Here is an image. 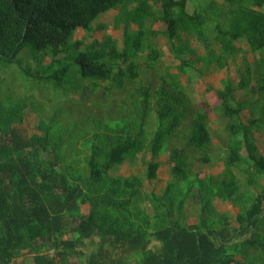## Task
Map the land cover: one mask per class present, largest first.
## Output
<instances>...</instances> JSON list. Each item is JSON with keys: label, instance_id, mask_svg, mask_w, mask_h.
Instances as JSON below:
<instances>
[{"label": "trees", "instance_id": "1", "mask_svg": "<svg viewBox=\"0 0 264 264\" xmlns=\"http://www.w3.org/2000/svg\"><path fill=\"white\" fill-rule=\"evenodd\" d=\"M111 11L117 12L114 28L123 26L122 46L108 34L93 39L107 32L98 21ZM157 23L165 26L162 32L153 29ZM79 30L85 37L76 39ZM158 36L179 62L175 74L165 67L159 75ZM194 38L208 56L198 55ZM241 42L254 65L244 62L237 83L221 82L214 107L194 103L192 73L204 75L197 64L222 70L242 52ZM26 47L43 68L29 70L37 81L57 91L75 76V93L95 92L93 113L108 92L129 91L125 99L136 113L113 107L106 113L105 107V117L90 115L83 145L66 153L54 139L53 120L41 118L43 135L27 137L21 127L28 104L8 97L6 105L0 95V264L24 251L36 264H79L72 259L88 247L97 253L87 264H106L115 251L137 264H264V157L254 139V130L264 126V0H0V66L14 64ZM140 61L160 76L158 88L142 81ZM239 90L257 97L252 110L259 115L246 123L242 115L250 104L236 100ZM209 114L222 125L220 133L209 129ZM162 155L172 164L170 179L162 193L146 192L144 184L159 179ZM140 156L142 174H111ZM219 162L221 175L199 177L201 167ZM216 200L238 208L237 217L219 212ZM82 206H89L86 215ZM191 218L196 224L188 223Z\"/></svg>", "mask_w": 264, "mask_h": 264}, {"label": "rangeland", "instance_id": "2", "mask_svg": "<svg viewBox=\"0 0 264 264\" xmlns=\"http://www.w3.org/2000/svg\"><path fill=\"white\" fill-rule=\"evenodd\" d=\"M215 1H217L218 3L223 2V0ZM187 9L188 12L193 13L194 6L191 1L188 2ZM116 15V11H111L100 17L98 23L106 25L108 29L106 33L100 31L95 33L93 35V39L101 40L105 34H108L114 39L118 40L121 45L123 26H121V28L118 30L114 28V18ZM159 25H161V27H159ZM155 27L160 29L165 28V26L161 23H159L158 25L155 24ZM84 37L85 34L82 30H79L75 35L76 39H81ZM184 38L189 39L187 35H185ZM90 41L92 40H88V42ZM153 44L163 54L162 62L157 67L160 70L159 75L161 76L163 72L165 73V67L173 68L172 73L175 74L176 70L174 68L178 66L179 62L176 57L169 51L167 40L163 36H158L153 39ZM190 44L194 49H196L199 56H208V52L206 51L205 46L196 41L195 38L190 39ZM236 47L241 48L242 52L236 55L235 61L229 60L227 62L228 65L222 70L219 69L216 64H214V71L205 74L206 72L210 71L213 66L209 65L207 67H204V65L201 63L197 64V69L204 71L205 75H202L200 77L197 74L192 73L195 78L193 83H190L191 87H188V89L191 92L190 95L194 103L198 104L200 102H206L208 100L211 103H217L216 99L212 97H214L215 91L221 89V82L226 78L231 79L234 83H237L239 81L240 74L246 71V68L243 67V59H247V61L250 60L252 62L253 58L248 52L246 43H237ZM219 48L220 46L218 44L213 46V49L217 52L219 51ZM44 63L47 64L49 63V61L45 60ZM39 64L40 63H38L35 59L34 52L26 47L20 53L17 61L14 64L0 66L1 99L5 102L6 105H8V97L14 99L15 101L17 100L26 102L28 104V109L25 111V123L21 127V131L25 136L29 137L35 134L43 135V133L38 130L40 119L43 118L46 121L48 119L49 121L53 120L54 126L52 131L56 136L54 137V139H57V142L59 141V139H61V146L59 145V149L61 151H65L66 153H75L77 148H80V146L83 145V141H81V139L85 136L87 132L86 130H88V127H92L90 121H88L91 120L90 115L96 114L99 116V114H101V116L99 117H105V114H103V110L105 109V107L106 113L108 112V109H112L111 107L115 109H122L124 113H136V107L130 105V103L125 99V97L128 96L129 91L117 93L115 91L108 92L106 101H104L105 99L101 97V109L99 110V108L97 107L96 111H94L95 113H93L92 104L93 102H97L96 100H98H95L93 96V94L95 93L94 91H91V93L88 94V97L85 95V93L83 94V92H79V94L78 92L75 93L74 91L76 86L78 85V80L73 75L70 76L71 78L63 81L60 88L56 91L54 89L55 85L53 83H41L37 81L33 76H30L29 70L37 71V69L39 68L40 71L43 70V68H41ZM243 68L244 72L242 71ZM140 70V72H142L141 79L144 83L153 81L154 88L156 89L159 87L160 76H152V74L148 72V70H146L145 61H140ZM181 81L185 83L184 85L189 84L185 77H181ZM254 83L255 82L253 81V84ZM209 87H212L213 91H211L210 93H206L207 88ZM66 89L68 90V92ZM73 94H75L76 96H74ZM72 95L74 97H72ZM122 110L121 112H123ZM111 113L112 115L116 113L117 115L119 114L117 111L114 114L113 112ZM211 117L214 118V115L212 114ZM126 122H128V120H123L122 122H120V125L122 126ZM101 123H104V120H101ZM113 124L115 125L116 123L114 122ZM216 124L219 125L218 123ZM90 133L91 132H89V134ZM168 169L167 167L162 166L160 170V175L165 179L168 178L169 175ZM144 171V165L139 162H135V164H132L131 166L129 165L128 167H121L119 168V171L117 173L111 174L113 176L118 174L123 178H128L132 175V173L142 174ZM161 188L162 186L160 184H157L156 186H152V184H149L148 190L160 194L162 193ZM96 249V247H88L84 249L82 248L81 250L84 253L83 256L79 259H77L78 257H75V259H72V263L78 262L79 264H87L91 253L95 252ZM110 256L111 259L104 260L106 264L118 261H120V264H137V260L133 256L122 255V253L118 251L112 252Z\"/></svg>", "mask_w": 264, "mask_h": 264}, {"label": "crops", "instance_id": "3", "mask_svg": "<svg viewBox=\"0 0 264 264\" xmlns=\"http://www.w3.org/2000/svg\"><path fill=\"white\" fill-rule=\"evenodd\" d=\"M155 11L157 12L158 11V8ZM159 27H160V25H159ZM153 29L156 30V31H159V30L162 31L163 30V29H160V28L158 29L155 26H154ZM248 52H249V50H248ZM251 56L253 58L252 59V62L250 60L247 61V59H243V67L244 68H245V65H244V62L245 61L248 64H250V65H254L255 58H254V56L252 54H251ZM210 66H213L212 69L210 71L206 72L205 74L211 73V71H214V69H213L214 68V64H212ZM244 68L242 69L243 72H244ZM254 87H255V84H252L251 88L254 89ZM209 88H210V90L212 89V87H209ZM209 88H207V89H209ZM237 95H239V96H237ZM235 97H236V100L238 102H242V103L249 102V104H250V106H248V108L243 112V115H242V117H243L242 120H243L244 123H246L247 121H249L250 119H252V116L251 115H255V116H258L259 115V110L256 111V112H258L256 114L253 113V110H252L253 109V106L252 105H253L254 102H256L257 97H253L252 94L248 93L245 90L244 91L243 90L237 91L235 93ZM211 105L214 107V105H216V103H211ZM211 115L212 114H209V120H210L209 129L213 133L214 132H216V133L219 132L220 133V130L223 127H222V125L215 124L217 122V119H216L215 116H214V118H212ZM221 137L223 138V136H221ZM254 139H255V143H256V145H257V147H258L261 155L264 157V126L261 129H255L254 130ZM213 144H214V148H216L219 145V141L217 139H213ZM244 157H247V153L246 152H244ZM147 160H148V158H147ZM141 161H142V156H140L139 159H136L132 163L127 162L126 164H124L121 167H128L129 165L131 166L132 164H135V162L141 163ZM159 161L161 163V166H160V169H159V179L156 182H153L152 183V186H156L157 184H160L162 186V188H161V191H162L165 188L166 184L168 183V181L170 179V168H171L172 164L169 163V157H168V155H162L160 157ZM162 166L163 167H167V169L169 168L168 169V174L169 175H168V178H166V179L163 178L160 175V170H161V167ZM200 169H202V172L200 173V176H199L200 178H204L205 176H209V175L214 176V177H217V176L221 175L224 172L225 167H224V164L222 162H219V163L214 164V165L209 166V167L208 166H203ZM118 171H119V168L116 170L115 173H117ZM133 175H138V174H136V173L133 174L132 173L131 176H133ZM115 176L122 177V176H120L118 174L115 175ZM131 176H129V177H131ZM239 179L241 180V190L243 191V189L245 188L244 183L246 182V180L243 177H240ZM263 185H264V183H263ZM144 186H145L146 192H149V190H148L149 184L148 183H145ZM218 203H220V204H218ZM215 204H216L219 212H221V213L229 216L232 219H235L237 217V215L239 214V209L236 208V207H234L230 202H220V201L216 200L215 201ZM220 206H222L223 208L220 207ZM80 210H81V214L82 215H86L88 213V211H89V206H82ZM188 223L190 225H194V224H196V221H195V219H192L191 218ZM236 226L237 225H234V227H236ZM66 239H70V236H68ZM51 254H52V252H51ZM35 257H36L35 255H33V254H31V253H29L27 251H24V252H22L20 254L19 257H17L16 259H14L10 264H36Z\"/></svg>", "mask_w": 264, "mask_h": 264}, {"label": "bare ground", "instance_id": "4", "mask_svg": "<svg viewBox=\"0 0 264 264\" xmlns=\"http://www.w3.org/2000/svg\"><path fill=\"white\" fill-rule=\"evenodd\" d=\"M165 192V191H164Z\"/></svg>", "mask_w": 264, "mask_h": 264}]
</instances>
